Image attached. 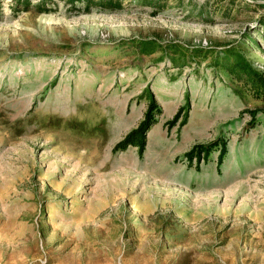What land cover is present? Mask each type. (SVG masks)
<instances>
[{
  "label": "rangeland",
  "instance_id": "obj_1",
  "mask_svg": "<svg viewBox=\"0 0 264 264\" xmlns=\"http://www.w3.org/2000/svg\"><path fill=\"white\" fill-rule=\"evenodd\" d=\"M17 2L0 0V264H264V96L223 67L232 49L264 75V0L232 18L230 0ZM152 101L142 152L127 137Z\"/></svg>",
  "mask_w": 264,
  "mask_h": 264
},
{
  "label": "trees",
  "instance_id": "obj_2",
  "mask_svg": "<svg viewBox=\"0 0 264 264\" xmlns=\"http://www.w3.org/2000/svg\"><path fill=\"white\" fill-rule=\"evenodd\" d=\"M61 1L65 2L68 5H78V4H84L86 5L87 11L94 7H99L101 9H110V10H116L120 9L122 7V4L125 1L128 0H40L39 6H41L40 10L42 8L46 9L48 4H53L54 2ZM143 6H151L156 9H166L170 6L169 0H138ZM239 0H230V7H227L223 13L222 16L227 18H232L234 16L233 13V7ZM29 1H23L18 0L17 3L19 4H27ZM248 8V7H247ZM260 27L264 29V14L261 15L256 21ZM260 32L262 30L257 31V35L259 36ZM257 35L255 37L249 36V42H256L257 41ZM262 38V37H261ZM264 39V37H263ZM156 50V49H155ZM229 58L226 60H230V62H226L223 67L225 69V72L230 74L234 79L238 81H242L245 88L254 90L255 93L258 94V96H264V75L259 73L258 71H255L252 67V65L245 59L244 56L240 55L238 52L230 49L228 51ZM180 56V59L184 58L183 55ZM172 62L174 64L179 63V59H172ZM162 112L161 108L158 106V104L155 101H152L150 103V106L148 107V111L146 113L145 119L142 121V123L139 125L138 129H136L131 135L127 137V140L130 141V145H135L136 147L141 148V151L145 149V137L150 129L152 122H154L155 117L160 115ZM224 152L222 153L220 157L219 163L223 162V158L226 155V145L223 147Z\"/></svg>",
  "mask_w": 264,
  "mask_h": 264
}]
</instances>
